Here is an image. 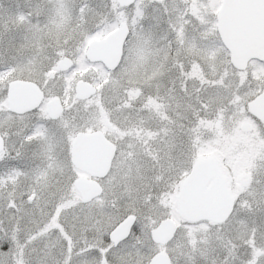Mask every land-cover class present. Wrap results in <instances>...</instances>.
Listing matches in <instances>:
<instances>
[{
	"label": "snow or ice",
	"instance_id": "6c2138e0",
	"mask_svg": "<svg viewBox=\"0 0 264 264\" xmlns=\"http://www.w3.org/2000/svg\"><path fill=\"white\" fill-rule=\"evenodd\" d=\"M0 264H264V0H0Z\"/></svg>",
	"mask_w": 264,
	"mask_h": 264
}]
</instances>
